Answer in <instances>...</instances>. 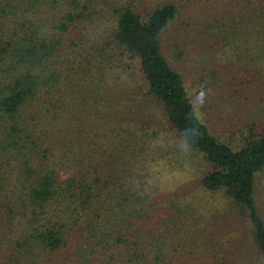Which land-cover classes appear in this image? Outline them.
<instances>
[{"label": "trees", "instance_id": "trees-1", "mask_svg": "<svg viewBox=\"0 0 264 264\" xmlns=\"http://www.w3.org/2000/svg\"><path fill=\"white\" fill-rule=\"evenodd\" d=\"M263 170L264 0H0V264H264Z\"/></svg>", "mask_w": 264, "mask_h": 264}, {"label": "rangeland", "instance_id": "rangeland-1", "mask_svg": "<svg viewBox=\"0 0 264 264\" xmlns=\"http://www.w3.org/2000/svg\"><path fill=\"white\" fill-rule=\"evenodd\" d=\"M210 64H212V62ZM198 66H199L198 58L193 57L192 60H190L187 63L186 72L189 76V83H191L193 86L197 85L193 92H197V94L199 93L198 96L201 97L200 89H202L203 83L199 79L197 80V78L202 76V72H200L199 69H197ZM135 75L138 78V80L140 81V74H139L137 69L135 70ZM203 88L205 90L204 92H206L208 95L212 96V99L214 98L213 100L216 101L217 98L215 96L213 89L210 86L203 87ZM207 98L208 97H204V99H207ZM228 110L230 111L231 108H228ZM168 182H170V181L168 180ZM171 182H181L182 184L183 183L186 184L188 182H191V177H190V175L187 177L177 175V177L172 179ZM257 182H258L259 197H261L264 200V170L259 174ZM262 203L264 205V201ZM246 254L250 255L248 252ZM239 259H240L241 263H243V264H250V262H252L253 264H259L256 262L255 259H252V258L247 257V256H245L244 258H239Z\"/></svg>", "mask_w": 264, "mask_h": 264}, {"label": "clouds", "instance_id": "clouds-1", "mask_svg": "<svg viewBox=\"0 0 264 264\" xmlns=\"http://www.w3.org/2000/svg\"><path fill=\"white\" fill-rule=\"evenodd\" d=\"M202 94H203V92H202Z\"/></svg>", "mask_w": 264, "mask_h": 264}]
</instances>
